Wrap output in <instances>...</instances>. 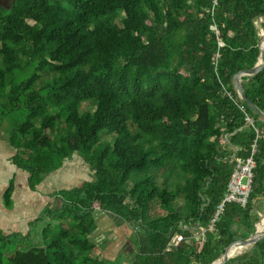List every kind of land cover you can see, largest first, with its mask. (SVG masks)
<instances>
[{"label":"trees","instance_id":"obj_1","mask_svg":"<svg viewBox=\"0 0 264 264\" xmlns=\"http://www.w3.org/2000/svg\"><path fill=\"white\" fill-rule=\"evenodd\" d=\"M259 18L264 28V0L0 6V132L13 164L33 191L75 154L92 174L50 195L34 222L43 223L38 240L33 226L8 235L19 245L0 252V264H103L107 239L94 238L103 212L134 231L130 264H212L251 238L264 197V119L239 98L233 77L258 60ZM242 80L264 112V69ZM251 156L246 206L225 203L209 230L236 165ZM13 192L11 182L7 208ZM201 229L205 238L190 241ZM223 264H264V235Z\"/></svg>","mask_w":264,"mask_h":264},{"label":"rangeland","instance_id":"obj_2","mask_svg":"<svg viewBox=\"0 0 264 264\" xmlns=\"http://www.w3.org/2000/svg\"><path fill=\"white\" fill-rule=\"evenodd\" d=\"M260 22L262 21L259 19L257 25L260 27L261 31ZM29 73V71L26 72V75H29ZM26 75L22 73L20 74L19 78L22 79ZM105 138L108 139L109 137ZM105 138H101L102 143L107 141L110 145L113 144L112 139L107 140ZM55 174L57 176L58 183L56 182L54 187L60 190L71 189L72 187L79 186L85 180L92 178V174L89 171L88 165L84 163L82 157L77 154H75L73 158L65 163L64 168L59 171H55L54 175ZM244 181L246 182V179H244ZM255 211L258 213L259 219L264 216V197H260L258 201L255 202ZM97 217L99 219L98 221L100 229L95 233L94 238H96L97 242H100L102 238L107 239V244H104V242L103 244L101 243L100 246L102 248L98 251V254L102 255L101 259L103 260V264H130L133 253L136 250V237L134 235V231L129 228L126 223H122L118 217L111 212H103L102 214L97 213ZM31 226H33V230L35 231L33 232L35 234L32 232L30 239L38 240L39 234H37V229L39 230V225L32 223ZM201 231H203V229H201ZM201 231L200 233L197 232L193 240L190 241L198 240L199 235H201ZM239 234L251 235V232H248L247 228L245 227H240ZM0 236L2 238V240H0V252L12 253L18 248L19 243L17 237L11 236V240L8 241V239H6L8 235L4 232L3 228H0ZM179 241L180 238L175 236L171 245L175 246L179 243ZM244 250L246 249H243V251Z\"/></svg>","mask_w":264,"mask_h":264},{"label":"crops","instance_id":"obj_3","mask_svg":"<svg viewBox=\"0 0 264 264\" xmlns=\"http://www.w3.org/2000/svg\"><path fill=\"white\" fill-rule=\"evenodd\" d=\"M13 155L14 152L7 142L6 135L1 131L0 228H3L7 235H25L32 229V223L41 215L44 208L48 204L53 203L54 198L50 195L60 189L54 187V184L58 183V180L56 174L54 175L53 172L45 177L36 190H31L28 184V173L13 164L11 160ZM64 165L56 171L64 168ZM11 182L14 183L12 195L13 207L7 208L5 206L4 194ZM37 225L42 228L43 223H38Z\"/></svg>","mask_w":264,"mask_h":264},{"label":"water","instance_id":"obj_4","mask_svg":"<svg viewBox=\"0 0 264 264\" xmlns=\"http://www.w3.org/2000/svg\"><path fill=\"white\" fill-rule=\"evenodd\" d=\"M18 0H0V6L3 8L9 10L13 3H15ZM261 19V18H259ZM260 40H259V49H260V54L258 57L257 62L255 63L254 67L248 70L241 71L237 73L233 77V83L234 87L236 89V92L239 96V98L246 102L261 118L264 119V112H262L247 96L244 87H243V77H249L252 78L253 76L257 75L264 69V28L261 27V33H260ZM252 122L249 121L248 124H251ZM264 235V216H262L257 223L255 224V233L254 235L249 238L240 241L237 245L227 249L223 254L220 255L218 259H216L212 264H223L227 262L229 259L243 254L244 252L250 249H253L256 247L257 243L259 240L263 237ZM238 249H242L241 251L238 252ZM243 249H246L243 251Z\"/></svg>","mask_w":264,"mask_h":264},{"label":"built area","instance_id":"obj_5","mask_svg":"<svg viewBox=\"0 0 264 264\" xmlns=\"http://www.w3.org/2000/svg\"><path fill=\"white\" fill-rule=\"evenodd\" d=\"M262 21V18L260 19ZM255 166L252 156L247 160H244L238 163L235 167V170L232 174L228 191L225 194V197L221 204L218 206L215 217L213 218L209 230L213 229V225L216 219L224 210L225 203L236 202L241 206H246L248 202L249 193L251 191V182L253 177V167ZM246 179V182L244 181ZM206 231H201V238H205Z\"/></svg>","mask_w":264,"mask_h":264},{"label":"bare ground","instance_id":"obj_6","mask_svg":"<svg viewBox=\"0 0 264 264\" xmlns=\"http://www.w3.org/2000/svg\"><path fill=\"white\" fill-rule=\"evenodd\" d=\"M242 249H238V252L241 251Z\"/></svg>","mask_w":264,"mask_h":264}]
</instances>
